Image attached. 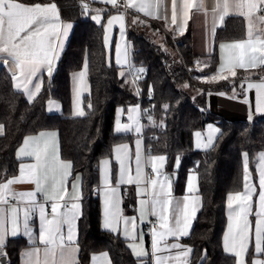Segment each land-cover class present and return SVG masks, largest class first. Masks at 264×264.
<instances>
[{
	"label": "trees",
	"instance_id": "trees-1",
	"mask_svg": "<svg viewBox=\"0 0 264 264\" xmlns=\"http://www.w3.org/2000/svg\"><path fill=\"white\" fill-rule=\"evenodd\" d=\"M20 2H53L60 19L72 22L73 28L51 78L44 81L33 102L28 103L14 90L12 73L0 66V181L17 175L15 151L25 136L56 130L61 158L71 163L73 174L81 176L77 264H87L97 252H106L111 264H151L150 256L135 258L124 239L101 228L100 202L95 194L99 162L111 157L115 145L131 139L130 135L113 132L115 111L138 103L142 108L146 151L166 158L164 171L173 175L176 192H182L190 172L197 177L201 209L190 235L181 240L191 249L187 264H235V258L223 251L221 242L226 199L243 190L244 153L248 154V170L255 181L257 155L264 151V115L249 121L224 119L209 111L207 94L229 92L236 82L258 79L264 73L262 67L237 70L235 76L219 81L210 79L216 75V46L221 41L244 37L243 18H225L223 26L215 31L214 50L206 57L208 64L201 68L192 53L190 29L177 36L168 35L157 23L147 19L132 21V14L126 13L130 62L143 69L131 87L119 77L118 68L106 61L103 21L115 8L106 10L101 23L96 24L82 7L83 3L92 4L87 0ZM158 31L163 33L172 53L154 40L158 39ZM85 62L90 86L89 94L82 98L85 113L71 117L70 74L80 70ZM49 99L60 103L61 112L46 111ZM164 105H168L167 110ZM208 124H215L218 134L211 147L197 150L193 136ZM115 171L113 164L112 173ZM129 200L125 198V207ZM146 242L149 249L148 237ZM27 246L22 237L8 238L3 246L5 263L19 264V253Z\"/></svg>",
	"mask_w": 264,
	"mask_h": 264
},
{
	"label": "crops",
	"instance_id": "crops-1",
	"mask_svg": "<svg viewBox=\"0 0 264 264\" xmlns=\"http://www.w3.org/2000/svg\"><path fill=\"white\" fill-rule=\"evenodd\" d=\"M88 2L92 3L89 5V13L90 18L93 15H96L95 10H100L101 21L103 18L104 12L106 10L114 9V7L110 4L102 3L101 0H87ZM123 4L126 5V0H120ZM140 0H136V3H139ZM250 0H190L191 7L187 10V18L183 15L182 11V3L183 0H178L177 2V20L176 24L172 23V2L171 0H151L152 7L148 8L147 11L151 12L152 15H146L143 11H137L135 8L127 7L126 13L132 14V21L137 19H147L157 23V25L163 30V33L168 35L173 34L174 36L180 35L190 29L191 33V49L193 55L197 58L196 65L197 67L205 68L208 64L207 56L210 55L214 50V34L218 28H221L224 24V20L226 17L229 16H240L243 18L244 21V37L240 40H228V41H221L216 46V53L218 57V62L216 66V75L214 76H233L230 71H228L229 67H232L233 71L237 70H246V69H260L264 67V63H261L260 60L262 54H264V14L261 12L264 10V5H258L259 10H252L249 11L248 3ZM53 3V2H49ZM43 3V4H49ZM225 4L227 5V9H225ZM26 5H33V4H26ZM123 14L124 20V32L123 36L121 35L120 31V23L114 22L112 27L108 29L106 32L105 29L107 27V21L111 16L122 14L121 11L115 10L111 11L108 16L103 21L104 26V44L105 38L107 37L108 44L105 45L106 49V61L108 64L112 63L118 68L119 77H121L126 83H129L131 87H134L135 80L138 78L140 73H137L136 70L140 68H135L130 62L129 56V46L127 40V15ZM131 17V15H130ZM221 17H223L221 19ZM60 18V17H59ZM93 22L96 23L95 20L91 18ZM131 20V19H130ZM61 24H71L72 27L68 30V34L66 36L61 35V42L62 48L58 49L59 55L58 59L53 62V70L51 74L47 72L46 67L42 68L41 71L37 74V76L42 80V87L44 81L51 78L56 64L65 49V46L68 42V39L71 35L73 23L69 21H62L60 19ZM101 23V22H100ZM99 23V24H100ZM98 24V23H96ZM183 28V32L179 30ZM158 38V43L161 47L167 51H170L165 44V40L163 37ZM238 42H244V49L243 51L246 53L245 56V67H239L237 61L240 57L242 49L236 47H225L223 50L221 49V45H234ZM117 47H119L121 53H127V63L120 65L116 63L117 59ZM255 48V51L252 49ZM4 54H0L2 57ZM247 56H256L257 62L255 66H250L247 62ZM231 61V64L229 63ZM11 64V63H10ZM4 65L3 60L0 59V66ZM85 62L80 70L74 71L70 74L69 78V86H70V99H71V106L69 114L71 117H81L83 115H78V111L82 110L84 113V109L82 106V98L89 94L90 86L87 80V67L85 71ZM224 65V70L221 71V66ZM6 66V65H4ZM7 67V66H6ZM85 72V82H86V89L80 90L78 88L76 77L79 73ZM123 72V76L121 75ZM12 73V72H11ZM221 79H217L215 81H219ZM36 80L34 79L33 83ZM251 83L253 85H259L264 83V73L263 75L254 80H242L235 83L232 87L231 91L229 92H209L207 94V107L210 112L219 115L227 120H246L249 121L253 117L257 115H264V111H258V99L261 96H264V90H258L257 87L249 88L248 84ZM12 86L15 91L21 93L25 100L28 103H31L35 100L36 96L31 102L28 99V96L25 92L19 91L15 88L14 82L12 80ZM31 87V85L29 86ZM41 87V89H42ZM53 102V107L49 110L50 105L49 102ZM136 106L139 107L138 112H131L130 109L135 108ZM46 111L48 113H59L61 112L60 103L57 100L49 99L46 104ZM132 116V119H129V116ZM121 125L128 124L132 127L131 131H120L117 132V121ZM1 125V124H0ZM139 126L140 131L136 132L135 128ZM211 129H217L215 124H208L204 130L199 131V133L203 134L206 130H209L210 135L212 136L213 142L218 134V131L213 132ZM144 123H143V116H142V108L140 104L136 103L133 105L128 106L127 108L118 107L114 114L113 119V132L119 135H130L131 139L126 142L119 143L113 147L112 155L110 158H104L99 162L98 165V181L97 186L95 188V194L98 197L100 202V210H101V217H100V226L103 230L114 233L119 235L122 239L126 241V246L132 253L135 258H146L150 256L151 264H156L155 256H153V249H152V231L153 228L156 229L157 232H163L165 229L159 227V220L157 216L151 215V207H152V200L153 198L164 199L162 195H160L161 189L160 184H165V191H167V184H171V196L169 199L173 201L172 206L169 208V227L172 226L174 223V217L171 215L172 208L175 206L177 201L183 203H188L189 205V214L186 221V232L187 235L179 236V238L173 236H165L164 240L161 242L162 245L167 244H179L181 247L179 248H171L165 251H160L156 253V256L162 257H171L164 261V264H187L191 249L190 247L183 243L181 240L188 237L191 233L194 220L196 219L200 209H201V196L198 194V186H197V177L191 180L192 190L189 191V178L192 177L193 172H190L187 176L185 185L183 186L182 192H176L175 185L173 181H169L167 173L164 171L165 162L161 165L159 161H156L157 171H153L152 163L150 162V157H155L154 155H149L145 148L144 142ZM40 133H45L44 137L40 136ZM54 133V136H49V134ZM198 133V132H197ZM3 134V132H2ZM0 134V136L2 135ZM202 136V135H201ZM27 137H34L36 141H30L29 146L25 147L24 141ZM196 133L193 136V146L197 150H206L211 147V144L208 148H203L201 142L197 141ZM48 141L51 145V149L49 152V157L58 156L60 161L69 162L64 160L60 156L59 150V136L56 130H43L36 134L28 135L23 138L19 146L16 148L15 151V158L18 161V173L16 176L10 178H18L21 175L20 169L22 165H35L37 163L36 159L32 155L20 154L19 150L22 147H25V152H28L31 149V146L34 142H39L41 147H43L44 142ZM139 141V144H138ZM207 141V139H206ZM199 143V146H198ZM206 143V142H205ZM121 145H127V159L125 160L126 167L130 169L129 172L125 175V182L120 183V165L116 160V148ZM137 152L140 154V175L137 178V163H136V156ZM260 153H264L261 151L257 155V160L255 164V181L252 175L249 173V179L247 183L250 187L254 188V192L252 194V198L249 201L251 204V211L247 217L250 225L249 231V244L248 249L245 254H243V259L245 264H253V261H262L264 262V253L257 254L255 251L254 243H255V227L256 222L258 219L257 213L259 212V172H258V165L259 160L258 156ZM158 157V156H157ZM104 160L109 161L108 168H104L102 162ZM70 163V162H69ZM71 164V163H70ZM115 165L116 171L112 173V165ZM178 165V164H177ZM176 165V166H177ZM152 169V170H151ZM27 173L28 169L25 168V181L13 183L9 186L8 193L5 196L6 203H0V216H3L5 220L4 230H0V234L3 235V245L0 247L3 250V246L8 238H17L22 237L28 243V246L23 248L19 253V264H77L78 262V254H79V247L77 245V221L80 216L81 211V176L80 174H73L72 173V165L70 169V175L67 177L66 181V189L67 195L65 196L64 200H57L58 204L67 205L69 208L73 203L78 204L79 207L76 209V220L73 226V240L69 242L67 237V225L62 226V232L65 236L64 245L65 247L61 248L59 246V241H57L56 246L49 247L43 243H40L39 235H40V219L38 210L35 212L30 213V220H29V227L31 229V238L29 235L25 234L24 229L22 227V221L24 216V209L29 207L30 202H27V198H20L15 194L20 193H27L35 191L36 185L35 183L27 181ZM159 173V174H158ZM108 177V182L105 183V177ZM173 176V175H172ZM196 176V174H195ZM245 176V174H244ZM77 177L79 180L77 181ZM129 177H131V182H129ZM164 177H168V180L165 181ZM9 180V179H8ZM153 181L157 183L155 186L153 185ZM7 180L0 181V184L6 183ZM53 183L52 174H49L46 187L49 191H51V185ZM246 181L244 179V185ZM73 184H78L77 190L73 192L72 186ZM113 189L115 191L113 192ZM243 190L241 192H243ZM232 195L236 193H231ZM230 195V194H229ZM228 195V196H229ZM79 196V199H74L73 197ZM228 196L226 199L225 205V216H226V224L225 229L222 234V249L223 251L231 255L235 258V264L237 261V257L233 254L232 251L226 250V245L228 249L233 248L234 244L238 250V241L234 238L237 234V223L235 219H230V213L234 210H237L240 207L238 202H233L232 209L228 207ZM185 197H188L187 201H185ZM125 198L130 199L128 205L125 207L124 201ZM8 199H15L17 201L16 204H9L7 202ZM36 199L39 203H46L48 210L51 212V203L52 201H45V198L42 193H37ZM111 200L115 203L116 209L119 211L120 219L116 225V230L112 231L110 228H106L105 224V215H106V200ZM147 201L146 204L143 202ZM15 207L18 209V221L21 222V227L17 231L16 235H12L11 227L9 223V217L11 216V209ZM195 208V214H192V209ZM65 209L60 208L59 211L63 212ZM143 210V215H142ZM51 219V215L48 216ZM124 218H128L130 221L132 218H135V228L133 229L131 223L129 224V233L125 235L124 231ZM182 220V225H184V220ZM32 221V224L30 222ZM149 223H154L150 227V230L144 231L142 229L143 225H147ZM232 224V230H229V225ZM147 237L149 243V249H147ZM227 237V240H226ZM46 248L48 251L46 253ZM146 252L147 255H140L137 256L134 252ZM34 249H39L38 252H34ZM190 249L187 255H181L184 251ZM33 252V255L29 258L26 253ZM106 252H97L91 255L89 262L87 264H111L109 260V256L105 257L103 254ZM94 257L97 259L94 261Z\"/></svg>",
	"mask_w": 264,
	"mask_h": 264
},
{
	"label": "snow or ice",
	"instance_id": "snow-or-ice-1",
	"mask_svg": "<svg viewBox=\"0 0 264 264\" xmlns=\"http://www.w3.org/2000/svg\"><path fill=\"white\" fill-rule=\"evenodd\" d=\"M102 3L110 4L113 7L117 6L118 0H101ZM159 0H157V3ZM172 2V23L176 24L177 20V2L178 0H171ZM258 5H264V0H250L248 3L249 11L259 10ZM126 6L135 8L137 11H143L146 15H152L151 12L147 11L148 8L152 7L151 0H140L139 3H136V0H126ZM82 7L84 12H88L89 4L83 3ZM191 7L190 0H183L182 11L185 18H187V10ZM225 9L227 5L225 4ZM96 15H93L91 18L96 21V23L101 22L100 10H95ZM223 17H221L222 19ZM123 14L111 16L107 21V27L105 31L107 32L110 29L114 22L120 23V31L123 36L124 24ZM72 27L69 24H61L59 18V12L55 3L49 4H40L36 3L33 5H26L20 0H0V54H4L0 59L3 60L4 65L11 63L12 65V80L14 86L17 90L23 91L28 96L29 101L31 102L41 91L42 80L37 76L42 68L47 69V72L51 74L53 68V62L58 59V49L62 48L61 35L66 36L68 30ZM181 33L183 28L179 29ZM108 40L105 38V45L107 46ZM244 42H238L234 45H221L223 50L225 47H236L242 49L240 57L238 58V65L241 68H244L245 65V56L246 53L243 51ZM255 51V48L252 49ZM117 59L116 63L123 65L127 63V53H121L119 47H117ZM264 57V54H262ZM247 62L250 66H255L257 62L256 56H247ZM261 63H264V58H261ZM231 64V61H229ZM85 65V71H86ZM224 70V65L221 66V71ZM137 73L143 72V69L136 70ZM228 71L231 72L233 76L236 75L235 71L232 70V67L228 68ZM123 76V72H121ZM85 72H81L75 78L78 88L82 91L86 89L87 85L84 79ZM34 79L36 80L33 83ZM211 80L215 81L217 79H227L226 76H212ZM31 85V87H29ZM187 87V85H185ZM249 88L257 87L258 90H264V83L259 85L248 84ZM50 108L54 106L53 102H49ZM91 107V105H89ZM168 105H164L165 110H167ZM258 111H264V96L259 97L258 99ZM131 112H138L139 107L136 106L129 110ZM78 115H84L82 110L78 111ZM133 117L130 115L129 119ZM151 120V117H149ZM211 129V126H209ZM132 127L128 124L121 125L119 120L117 121L116 131H131ZM213 132L218 131L217 129H211ZM136 132L140 131V127L135 128ZM3 132V125H0V134ZM55 134H49V136H54ZM41 137L45 136V133H40ZM196 136L199 138L201 133H196ZM30 141H36L34 137H27L24 141L25 147L29 146ZM213 143L212 136L210 135L205 143V147L210 146ZM139 144V141H138ZM199 146V143H198ZM25 147H22L19 150L18 155L26 154L32 155L35 157L37 163L35 165H22L20 172L21 175L18 178H13L7 180L6 183L0 184V203H6L5 196L8 193L9 186L13 183L24 182L25 181V168L28 169L27 181L35 183L36 188L33 192L15 194L20 198H27V202H30L29 207L24 209V216L22 221V227L25 234L29 235L31 238V229L29 227V220L31 218L30 213L38 210L39 219L41 224L39 240L40 243H43L49 247L56 246L57 241H59V246L61 248L65 247L64 240L65 236L62 232V226L67 225V237L66 239L71 242L73 240V226L76 220V209L79 205L73 203L69 208L66 204H58L57 200H64L67 195L66 181L67 177L70 175L71 164L69 162L60 161L58 156L49 157V152L51 145L48 141L44 142L43 147H41L39 142H34L31 146V149L28 152H25ZM116 160L120 165V183L125 182V175L130 171L126 167L125 160L127 159V145H121L116 148ZM150 162L152 163L153 171H157L156 161H159L162 165L165 162V157H150ZM259 165L258 172L260 176L259 180V212L257 213L258 219L255 227V251L257 254L264 253V153H260L258 156ZM137 163V178L140 175V154L137 152L136 156ZM104 168H108L109 161L104 160L102 162ZM244 179L246 181L244 185V191L238 192L234 195L230 194L228 196V207L232 209L233 202H238L240 207L237 210H234L230 213V219H235L237 223V234L234 238L238 241V250L234 244L233 248L228 249L226 245V250L232 251L233 254L237 257L236 264H245L243 259V254L247 252L249 244V231L250 225L247 219L250 211L251 204L249 201L252 198L254 188L250 187L247 183L249 179V170H248V154L244 153ZM49 174H52L53 183L51 185V191L46 187V183L49 177ZM159 174V173H158ZM189 178V191L192 190L191 180ZM79 178L77 177V181ZM164 180L167 181L168 177H164ZM108 182V177H105V183ZM129 182H131V177H129ZM153 185L157 183L156 181L152 182ZM78 184H73L72 190L75 192L77 190ZM160 195L164 199L153 198L151 215L157 216L159 220V227L165 229L163 232H157L155 228L152 231V249L153 256H155L156 264H164V261L170 259L171 257H162L156 256L157 252L165 251L171 248H179L181 245L173 243L170 245H162V241L165 236H173L179 238V236L187 235L186 232V221L189 214V205L188 203H183L177 201L175 206L172 208L171 215L174 217V223L169 227V208L172 206L173 201L169 199L171 196V184H167V191H165V184H160ZM115 189H113V192ZM37 193H42L45 201H52L51 203V212L49 213L46 203H39L36 199ZM74 199H79V196L73 197ZM187 201L188 197L184 198ZM144 204L147 201L143 202ZM64 208L63 212H60L59 209ZM18 209L13 207L11 209V216L9 217V223L11 227L12 235H16L17 231L21 227V222L18 221ZM192 214H195V208L192 209ZM51 215V219L48 216ZM143 215V210H142ZM119 211L116 209L115 203L110 199L106 200V215H105V224L106 228H110L112 231L116 230V225L120 219ZM184 220V225H182V220ZM131 223L132 228H135V218H132L131 221L128 218H124V231L125 235L129 233V224ZM5 220L3 216H0V230H4ZM229 230H232V224L229 225ZM227 240V237H226ZM3 245V235L0 234V247ZM137 256L147 255L146 252H136L135 248L133 249ZM34 252H38L39 249H34ZM46 253L48 248H46ZM190 249L181 253V255H187ZM26 255L30 258L33 255V252H28ZM105 257L107 254H103ZM94 261L97 259L93 258ZM253 264H264L262 261H253Z\"/></svg>",
	"mask_w": 264,
	"mask_h": 264
},
{
	"label": "built area",
	"instance_id": "built-area-1",
	"mask_svg": "<svg viewBox=\"0 0 264 264\" xmlns=\"http://www.w3.org/2000/svg\"><path fill=\"white\" fill-rule=\"evenodd\" d=\"M114 8H115V9H118L119 11H121L122 14H125V13H126V10H127L126 5L123 4L120 0H118L117 6L114 7ZM261 14H264V10L261 12ZM149 98H152V94H151V93L149 94ZM7 202H8L9 204H11V205L17 203V201H16L15 199H8ZM49 213H50V210H49ZM30 224H32V221L30 222ZM152 225H154V223H149V224H147V225H143V226H142V229H143L144 231H148V230H150V227H151Z\"/></svg>",
	"mask_w": 264,
	"mask_h": 264
},
{
	"label": "rangeland",
	"instance_id": "rangeland-1",
	"mask_svg": "<svg viewBox=\"0 0 264 264\" xmlns=\"http://www.w3.org/2000/svg\"><path fill=\"white\" fill-rule=\"evenodd\" d=\"M159 36H160L161 39H163L161 33L158 31L157 32V38H159ZM154 40H156L158 42V39H154ZM201 135L202 136H200L199 138H197V141L201 142V144H202L201 146L203 148H208L209 146L208 147H205V142H206V139H208V137L210 136L209 130H206V132H203V134H201ZM155 157H157V156H155ZM158 157H160V156H158ZM195 177H196L195 174H192V178H195ZM169 181L171 182V179L170 178H169Z\"/></svg>",
	"mask_w": 264,
	"mask_h": 264
},
{
	"label": "water",
	"instance_id": "water-1",
	"mask_svg": "<svg viewBox=\"0 0 264 264\" xmlns=\"http://www.w3.org/2000/svg\"><path fill=\"white\" fill-rule=\"evenodd\" d=\"M7 66V68H8V70L10 71V72H12V65L9 63L8 65H6ZM169 176V178L171 179V181H173V176H172V174H169L168 175ZM5 261H6V258H5V256L3 255V250L0 248V264H6L5 263Z\"/></svg>",
	"mask_w": 264,
	"mask_h": 264
}]
</instances>
